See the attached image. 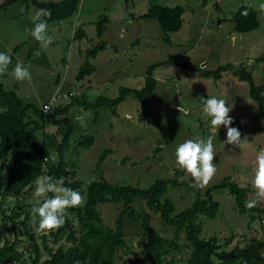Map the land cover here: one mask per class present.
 <instances>
[{
  "label": "rangeland",
  "instance_id": "obj_1",
  "mask_svg": "<svg viewBox=\"0 0 264 264\" xmlns=\"http://www.w3.org/2000/svg\"><path fill=\"white\" fill-rule=\"evenodd\" d=\"M38 1L56 3L62 0ZM151 5L181 7L184 11L182 28L169 34L170 44L163 42L164 34L155 20L141 19ZM261 5L264 0H81L74 15L48 23V34L53 37V42L45 48L25 31L34 27L31 17L37 9L31 3L15 1L0 6V52L9 54L12 60L9 72L0 75V82L6 89L13 90L24 104L41 107L60 91H82L89 100L99 95L115 98L120 88L140 89L148 66L167 59L184 62L192 69L172 64L154 72L158 86L147 101L149 112L145 122L138 119L140 105L133 96H128L117 107V116H112L107 109L96 112L71 106L66 116L71 121L73 133L64 152L68 169L75 172V178L83 183L84 188L100 178L111 184L148 188L158 179L175 177L179 168L175 162V149L179 144L196 136L206 139L214 135L216 157L213 162L217 172L208 186L229 175L238 186L249 189L247 201H251L257 199L253 180L256 155L264 151V120L256 116L257 106L249 97L248 85L238 81L232 72H225L221 80L214 81L201 77L197 69L199 66L213 71L231 63L235 69L241 67L251 71L255 84L263 85L264 62L256 61L264 54V9ZM242 6L257 11L259 27L239 34L234 31L231 16ZM103 18H106L104 30L98 38L97 25ZM79 27L85 33L81 39L74 36ZM100 41L106 43L104 50L94 58L86 59V51L95 48ZM86 60L95 72L83 81H77L78 69ZM202 61L205 66L200 65ZM17 62L29 66L32 84L20 83L13 78L11 71ZM207 96L224 99L233 105L230 116L234 122L231 126L240 130L242 140L247 137V142L240 148L224 144L226 129L223 126L215 133L200 100ZM63 102L61 99L57 104ZM177 107L181 109L176 110ZM58 129V126L45 125L44 131L38 134L40 137L43 133L53 135L55 142H60L62 137L56 135ZM87 135L94 137L93 145L79 147L78 141ZM105 150L110 153L97 171L96 163ZM177 179L184 186L169 188L164 196L174 203L175 213L191 206L197 195L208 187H194L191 176L185 171L184 176ZM34 192L35 188L24 197L21 201L24 208L17 212L21 213L20 220L25 214L30 217L28 227L41 250V264L47 255L42 247L43 234L37 232L31 209L42 201ZM213 197L220 204V210L214 219H198L202 238L216 236L226 249L235 245L242 247L255 238L264 240V222H250L249 216L239 214L228 191H215ZM14 205L15 198H7L2 203L6 215L12 212ZM120 206L99 205L105 225L113 227ZM134 207L137 211L146 209L140 199L135 200ZM256 207L264 209V200H260ZM150 215L152 228L170 238L172 232L161 223L159 216L152 212ZM68 216L76 225L72 215ZM1 218L0 215V224ZM7 227L2 244L5 241L11 243L17 237L21 241L17 252H23L27 237L22 235L21 227H14L11 222ZM141 233L140 220L127 219L125 246L117 251L115 264H143L141 259L147 240L141 237ZM47 237L48 247L54 250L68 245L65 237L56 242L50 235ZM226 239H230L229 245L225 244ZM30 255L28 251L22 264H29Z\"/></svg>",
  "mask_w": 264,
  "mask_h": 264
},
{
  "label": "trees",
  "instance_id": "obj_2",
  "mask_svg": "<svg viewBox=\"0 0 264 264\" xmlns=\"http://www.w3.org/2000/svg\"><path fill=\"white\" fill-rule=\"evenodd\" d=\"M19 0H1L0 6H6ZM31 3L34 8L48 9L51 16L47 23L66 20L77 11L81 0H62L60 2H40L38 0H20ZM247 10V16L241 15ZM183 9L181 7H165L151 5L141 19H153L157 22L161 32L164 34L163 42L170 44L169 34L178 32L183 25ZM103 18L98 23V38L103 34ZM236 33H248L258 29L259 21L257 11L251 7L242 6L231 16ZM75 38H84L85 33L79 27L74 33ZM106 43L99 44L85 53L86 59L94 58L96 54L103 51ZM257 63L264 62V54L256 59ZM175 64L178 67L191 70L192 68L184 62H176L167 59L164 62L155 63L147 67L144 75L143 86L140 89L120 88L115 98L103 95L95 96L92 100L81 96L69 95L62 99L64 102L55 104L44 113L42 106L24 104L19 96L13 91L5 88L0 82V264L15 261L22 264L23 253L17 252V246L21 241L15 237L13 242L5 241L2 244V235L7 231V224L11 222L14 227H21L22 235L27 237L25 251L31 254L29 264H39L41 250L36 243L34 234L28 227L30 217L25 214L20 220L21 213L17 212L24 207L21 201L35 188V181L39 176H52L57 179L63 178L66 187L79 190L86 197L83 207L69 209L77 222L67 216L63 227L50 234L56 242L65 237L67 247L59 246L57 249L48 247L47 235H42V247L47 258L41 264H115L117 251L125 246V227L127 219L139 221L141 226V237L147 240L146 251L141 261L143 264H264V240L252 239L242 247L235 245L231 249L222 247L220 239L212 236L208 239L202 238V227L198 221L201 217L214 219L220 210V204L214 199L213 193L226 190L232 196L236 211L244 216L250 217V222L260 220L264 222V209L246 207L249 189L240 187L227 175L221 181L208 186L202 194L197 195L191 206L185 210L175 213V205L169 198H164L169 188L181 189L183 183L178 182V177L184 176V171L178 168L175 177L158 179L148 188H141L131 184H111L100 178L90 182L86 188L83 183L75 178V172L68 169L64 158V152L69 147L73 133V126L66 116L69 108L73 105L85 110L98 111L107 109L112 116H117V107L125 101L128 96H133L140 105L139 117L141 122L147 121L149 107L148 99L157 89L158 81L154 72L162 67ZM235 65L227 63L210 71L198 68L199 75L203 78H212L214 81L221 80L223 73L232 72L233 76L240 82L248 85L249 97L256 103V116L264 120V84L256 85L252 72L245 68L235 69ZM95 72V68L86 60L78 69L77 81H83ZM61 92V91H60ZM71 92H68L70 94ZM61 100V99H60ZM66 101H69L68 103ZM45 125L58 126L57 136H61L60 142H55L53 135L45 133L40 137L38 132L44 131ZM94 143V137L87 135L78 141V146L88 148ZM110 153L105 150L99 156L96 170L100 171L101 164ZM45 157H53L44 165ZM47 169V171H45ZM22 200H18L19 197ZM7 198H15L14 209L9 215L2 209V203ZM136 199L145 203L146 209L137 211L134 207ZM120 204V210L113 227L103 223L99 212V205ZM150 212L157 214L161 223L168 227L172 236L164 237L161 231L152 228V217ZM36 226L39 219L35 221ZM2 244V245H1ZM230 244V239L225 240ZM186 254L185 258L180 259ZM133 264V263H132Z\"/></svg>",
  "mask_w": 264,
  "mask_h": 264
},
{
  "label": "clouds",
  "instance_id": "obj_3",
  "mask_svg": "<svg viewBox=\"0 0 264 264\" xmlns=\"http://www.w3.org/2000/svg\"><path fill=\"white\" fill-rule=\"evenodd\" d=\"M264 9V5L260 6ZM247 10L241 15L247 16ZM51 16L48 9L35 10L31 17L34 27L25 29L31 37L47 48L53 42V37L48 34L47 18ZM123 31V30H122ZM11 56L0 52V75L9 72ZM13 78L20 83L32 84V74L29 66L17 62L11 71ZM204 105L203 111L210 118V124L215 133L221 126L226 129L224 144L240 148L247 142V137L241 139V132L238 128L232 127L233 118L230 116L233 105L226 100L218 99L215 96L200 98ZM216 136L209 135L206 139L196 136L194 139H187L175 149V162L179 168L189 174L194 182L193 186L206 188L217 172L216 164L213 162L216 153L214 143ZM231 151V149H229ZM255 177L253 187L256 190L257 199L246 202V207L252 209L257 206L260 200H264V151L259 152L255 158ZM64 179L52 176H39L35 181L34 195L42 202L31 209L32 220L39 219L37 232L43 235H50L64 226L68 210L83 207L86 197L79 190L66 187ZM49 194H52L49 196ZM222 264V262H219Z\"/></svg>",
  "mask_w": 264,
  "mask_h": 264
},
{
  "label": "built area",
  "instance_id": "obj_4",
  "mask_svg": "<svg viewBox=\"0 0 264 264\" xmlns=\"http://www.w3.org/2000/svg\"><path fill=\"white\" fill-rule=\"evenodd\" d=\"M72 94H74L75 96H81L83 93L82 91H75V92H71L70 94H68V92H59L56 94V96L54 95L51 96V98L48 100L49 102L46 105L42 106V111L46 113L50 109V107L58 103V100L68 98L69 95H72ZM175 109L180 110L181 108L177 107ZM52 160H53V157H50V158L45 157L43 160L44 165H46V163ZM45 171H47V169H45ZM18 200H22V197L20 196ZM22 253H23V256L28 255V253L25 250ZM6 264H16V262L14 260L13 261L11 260V261H8Z\"/></svg>",
  "mask_w": 264,
  "mask_h": 264
},
{
  "label": "crops",
  "instance_id": "obj_5",
  "mask_svg": "<svg viewBox=\"0 0 264 264\" xmlns=\"http://www.w3.org/2000/svg\"><path fill=\"white\" fill-rule=\"evenodd\" d=\"M1 1V0H0ZM216 5H217V3H215ZM232 22V21H231ZM200 65H203V66H205L206 64L202 61L201 63H200ZM198 68H199V66H198ZM45 103V102H44ZM42 105H43V103H42Z\"/></svg>",
  "mask_w": 264,
  "mask_h": 264
}]
</instances>
